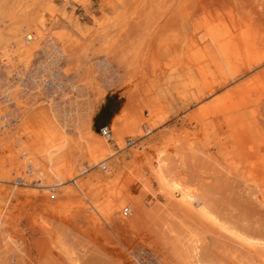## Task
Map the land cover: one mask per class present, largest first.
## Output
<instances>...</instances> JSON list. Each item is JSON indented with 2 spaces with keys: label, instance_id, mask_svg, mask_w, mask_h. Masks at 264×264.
Instances as JSON below:
<instances>
[{
  "label": "rangeland",
  "instance_id": "rangeland-1",
  "mask_svg": "<svg viewBox=\"0 0 264 264\" xmlns=\"http://www.w3.org/2000/svg\"><path fill=\"white\" fill-rule=\"evenodd\" d=\"M108 18L114 28L104 35L98 26ZM61 26L71 31L65 45ZM41 27L63 49L56 83L71 82L74 139L62 157L66 171H54L29 129L49 108L25 122L23 147L34 163L39 158L40 177L63 184L50 199L20 185L22 170L7 174L12 183L0 182V264H184L180 250L195 242V259L204 263L264 264L245 249L234 253L226 233L169 199L155 171L165 160L164 171L207 209L264 240V0H0V45L21 57L13 53L9 71L28 66ZM106 98L129 126L124 148L103 156L89 143L104 140L100 128L111 122ZM59 103L50 111L59 115ZM69 170H84L81 182L91 178L84 191L65 180ZM94 201L101 209L87 207Z\"/></svg>",
  "mask_w": 264,
  "mask_h": 264
},
{
  "label": "bare ground",
  "instance_id": "bare-ground-1",
  "mask_svg": "<svg viewBox=\"0 0 264 264\" xmlns=\"http://www.w3.org/2000/svg\"><path fill=\"white\" fill-rule=\"evenodd\" d=\"M172 4H171V6H172ZM110 22H111L110 18H108L107 20H104L102 22H99L98 30H101L100 32H102L104 35H107L109 33V31L112 28H114V23L109 24ZM68 24H70V23H68ZM42 26L45 27L44 24H42ZM67 28H68L67 26H61L56 31V34L59 33V34L63 35L60 39V42L61 41L63 42V40H65V42H68L69 39H67L66 36L68 38L72 37L71 33H70L71 31ZM40 29H39L40 35L38 36V39L36 40L37 49H36L35 54H33L32 59H30L31 61L28 63V66L31 63H33L34 59L44 57L43 62L42 63L39 62V64H41V66H43L45 69L47 68L48 72L53 73L54 71H57V73H58L59 61L63 62V60L61 59L62 58L61 57L62 52L58 53L60 50L59 49L60 44L59 43L57 44V42H55L54 39H53V41H51L50 39H49L50 41H48L47 37L49 34H47V33L44 34L45 28L43 29L41 27ZM0 37H1V35H0ZM63 45H65L64 42H63ZM60 48L62 49V47H60ZM219 48L223 53H224V51H231L230 43L226 46L223 44ZM13 53L17 57L21 58L19 56V54L16 53L14 50H12V49L6 50L4 43L2 45H0V71L1 72L3 71V73L6 76V80H4L3 76H0V122L3 121V117L8 111H10L9 114H12L13 112H15V110H12L9 108H8V110H7V108H3L4 104L2 103L3 99H4V101H6L7 93L10 89V83H12V85H13L14 82H16L13 79L11 80L8 78L11 76L10 74L12 73V71L8 70V67H9L8 63H10L13 60V58L11 57V56H13ZM40 54L42 55L41 57L39 56ZM62 55L64 56L63 53H62ZM17 57L15 59H17ZM28 66H25V68H27ZM22 69H24V68H22ZM17 74H19L21 76L23 73L21 71H19V72L17 71ZM257 83H259V82H257ZM70 84H71V82H69L68 80L65 82V84L63 82V88H62L63 90L61 89L62 93L59 96H58V94L60 93L61 90L59 92H51L49 95H43V96H39V94L35 95L36 93L33 94V92H32L33 96L35 95V97L31 96L30 99L23 101V100H20V98L22 97L20 92H15L13 94V97L16 101L17 106H20L19 109H16L17 110L16 116L19 117V122H18V124H16L15 129L12 131L0 130V182L2 181V183L3 182H8V183L11 182L12 183L10 177H9V179H7V174L8 175L13 174L14 171L22 170L21 171L22 181H21L20 185L23 184L25 187H31L32 189L39 191V192H35V195L36 194H38V195L43 194L44 196H46L47 198H50V199L56 198L58 195H60L58 187L60 185H62L63 182H60L57 184H49V183L44 182L42 180V178L40 177V174H39V171H40L39 158L37 159V163H34L33 159L30 158V156H32V157L34 156V154H33L34 152L31 151L30 148H28V151H27L25 149V146L23 147L24 142L22 141V136L20 134V131L23 128V126L25 125V122L27 121V119L30 118L31 115L37 114L36 110L38 108H49V110H48L49 112H42L39 115V118L41 119V121H39L40 126H37V124H33L34 122L30 121L31 127L29 129H30V131L33 130V132H34L33 136L35 138L36 144L37 143L41 144L42 147H39L40 151L43 150V148H45L44 152L46 151L48 153L45 160L48 162L49 168H51L54 171L57 170L59 172H61L62 170L66 171V169H65L66 167L64 166V162L66 161V159H63L62 157L66 158L65 152H67V147H69L68 143L72 141L71 138L73 137L72 136L73 130H75V127H76V124L73 123V121H74V119H76V117L74 119L70 118V117L74 116V110H75V108H74L75 102H73V98L75 97V95L73 97H71L69 95L70 94L69 93L70 92ZM19 85L21 88L22 82ZM31 85L33 87V79L31 80V82L29 84L30 88H31ZM252 85H250V86H252ZM240 86L242 87L240 92H243L244 91L243 85H240ZM253 86L255 88V85H253ZM259 86H257V87H259ZM248 88H250V87L248 86ZM16 89H17V87H16ZM236 90L239 93L238 89H236ZM22 91H23V89H21V92ZM248 92H249V90H247V93H245L244 95L242 94L243 96L242 97L240 96V97L243 100L248 99L251 95V94L249 95ZM257 93H259V92H257ZM76 95H77V93H76ZM234 98H235V96H234ZM33 99H34V101H33ZM56 101H58V102L62 101V104L59 103L60 107H56V109H57L56 111L59 110V113L62 115H60V114L58 115V114L50 111L51 108L54 106V103H56ZM229 101L232 102V100H229ZM240 101L242 103H244L242 100H240ZM253 101H254V98H253ZM247 103H248V101H247ZM1 104H3V105H1ZM96 106H97L96 103L92 102L91 105L89 106L87 112L85 113L86 114L85 120L87 122L89 129L93 128V116H94L95 111H96ZM120 111H121V109L115 115H113L111 122L108 124V126L111 129V133H112L111 136L107 139L103 137L104 140L98 141V142L96 140H94V141H96V142L93 141L94 144L89 143V146L91 148V153L92 152L96 153V154L99 153L103 156L109 155V154L113 155L115 153L116 148H119V149L124 148L122 144L124 142L125 132L128 131L129 118H127L124 114L120 113ZM52 114H53V118L51 119L52 125H50V124H48V122L46 123L45 121L47 120L46 117L48 115L52 116ZM13 115H14V113H13ZM5 116H7V115H5ZM42 118H45V119H42ZM74 124H75V126H73ZM185 133H187V131ZM72 139H74V138H72ZM111 141L115 142V144L117 146L112 148L113 145H112ZM192 144H194V142ZM188 146H190V150H193L195 147V145L193 147L192 145H189V144H188ZM202 152H204V151H202ZM162 153L163 152H160V157L162 156L161 155ZM28 156L30 159L28 158ZM28 162H30V163H28ZM25 164H27V165H25ZM165 164H167L165 160L158 161L155 164V166H156L155 171H156V176H157V179H158V182L160 185V190L165 191L167 196L169 197V199H176L180 203V205H182L183 207L186 208L187 211L197 214L201 219H204L205 221L209 222V224H211L213 227H215L220 232L226 233L229 236V239L231 240L232 244L235 245L234 249H233L234 253H235V251H239L240 249H245L246 251H248V254L253 256L252 258H255V257L264 258V240L259 239L258 237L257 238L253 237L254 235L250 236L249 233L245 234L244 232H242L241 230L237 229L234 226H232V227L229 226L225 221H223L221 219V217L217 213L211 212L212 210L210 211L209 208L207 209L205 207V205L202 203V201H200V198L197 196V194L193 190H191L185 186L179 185L177 182V179L175 177V174L172 173V171L171 172H165L164 171ZM71 171L72 170L67 171V176H66L65 180L67 182H69V181L72 182V185L76 189L74 190L73 188H71V187L70 188L72 190H74L75 192L82 191L84 189V186L87 185L89 182H91V178H88L85 182H81V179H82L81 176L84 175V170H80L79 172H71ZM31 172H33V173L35 172L34 176H36V177H32L33 180H30V178H31L30 173ZM17 184L19 185V183H16L15 181H13V187L15 188L16 192H18V193L22 192L25 194L27 192V190H22L19 188H18L19 189L18 190ZM29 194H31V192ZM88 206H89V208H92L94 210L101 209L100 205H98L96 203V201L89 202L87 207ZM85 208H86V206H85ZM2 241H3L4 245L8 244L9 247H12L14 244L12 238H10V237H8L6 239L4 237ZM15 246L16 245H14V247ZM180 251L182 254V259L184 261V264H208V263H204L200 259H195L197 253L199 252V245L197 244V242H195L194 244L189 246L186 250H184V251L180 250ZM251 260H252V262L251 261L250 262L253 263L254 260L253 259H251ZM74 264H80V263L78 261H75Z\"/></svg>",
  "mask_w": 264,
  "mask_h": 264
},
{
  "label": "built area",
  "instance_id": "built-area-1",
  "mask_svg": "<svg viewBox=\"0 0 264 264\" xmlns=\"http://www.w3.org/2000/svg\"><path fill=\"white\" fill-rule=\"evenodd\" d=\"M29 43V41L27 42ZM44 58H36L33 60V63L30 64L27 68L22 69V76L17 74V72L13 71L8 77L9 79H13L14 84L10 83V89L9 92L7 93L6 101L3 99V108H9L12 110H15L14 115L9 114L10 111H8L4 117L3 121L0 122V130L2 131H12L15 129L16 124L19 122V117L16 116L17 110L19 109L20 106H17L15 99L12 97L15 92H20L21 98L20 100L26 101L27 99H30L33 94L35 95H49L51 92H59L63 88V80L58 81L56 83V80L58 78V73L57 71H54L53 73L48 72L47 68L45 69L39 62H43ZM61 65V61L59 62V66ZM6 73V72H5ZM0 76L4 77V80H6V76L3 73V71H0ZM33 79V87L31 85V88L29 86L31 80ZM22 82L21 88H20V83ZM18 85V86H17ZM17 87V89H16ZM21 89L23 91L21 92ZM63 90V89H62ZM62 90L58 94L61 95ZM33 92V94H32ZM35 95L33 97H35ZM10 96V97H9ZM38 97V96H37ZM100 134L104 138H109L111 136V129L108 125H103L100 128ZM134 145V141L131 139H127L126 141V146L130 147ZM19 181H22L21 177H18Z\"/></svg>",
  "mask_w": 264,
  "mask_h": 264
},
{
  "label": "crops",
  "instance_id": "crops-1",
  "mask_svg": "<svg viewBox=\"0 0 264 264\" xmlns=\"http://www.w3.org/2000/svg\"><path fill=\"white\" fill-rule=\"evenodd\" d=\"M101 106H102V111L106 112L107 115L109 114L108 121H110L113 115H115L120 110V108L116 107V103L109 98H106V101H104L103 104L101 103ZM106 122L107 120L105 121V123Z\"/></svg>",
  "mask_w": 264,
  "mask_h": 264
}]
</instances>
